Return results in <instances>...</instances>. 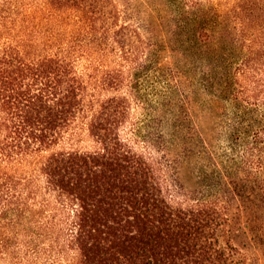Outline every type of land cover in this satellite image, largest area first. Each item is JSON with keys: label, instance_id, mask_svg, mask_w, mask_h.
Wrapping results in <instances>:
<instances>
[{"label": "trees", "instance_id": "obj_1", "mask_svg": "<svg viewBox=\"0 0 264 264\" xmlns=\"http://www.w3.org/2000/svg\"><path fill=\"white\" fill-rule=\"evenodd\" d=\"M151 11L193 71L158 125L137 112ZM262 246L264 0H0V264H263Z\"/></svg>", "mask_w": 264, "mask_h": 264}, {"label": "rangeland", "instance_id": "obj_2", "mask_svg": "<svg viewBox=\"0 0 264 264\" xmlns=\"http://www.w3.org/2000/svg\"><path fill=\"white\" fill-rule=\"evenodd\" d=\"M148 16L153 30L150 34L151 38L153 37L152 48L147 69L143 72V102L137 112L140 117H148L150 123L158 125L162 119H169L173 115L168 111L166 103L171 96L183 91L188 83L187 79L193 77V71L189 67L190 64L186 63V57L174 54L168 45L171 38L169 19L165 16L162 19L163 16L161 17L157 11H151ZM200 116V110H198L195 119H200ZM199 178L195 164L187 165L185 179L196 183L200 181ZM262 249L264 250V246ZM261 262L264 264L263 261Z\"/></svg>", "mask_w": 264, "mask_h": 264}]
</instances>
